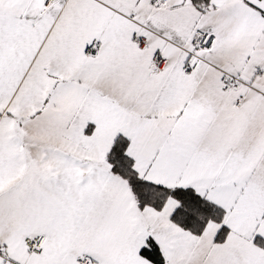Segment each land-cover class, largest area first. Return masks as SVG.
I'll list each match as a JSON object with an SVG mask.
<instances>
[{
  "label": "snow or ice",
  "instance_id": "1",
  "mask_svg": "<svg viewBox=\"0 0 264 264\" xmlns=\"http://www.w3.org/2000/svg\"><path fill=\"white\" fill-rule=\"evenodd\" d=\"M0 264H264V0H0Z\"/></svg>",
  "mask_w": 264,
  "mask_h": 264
}]
</instances>
